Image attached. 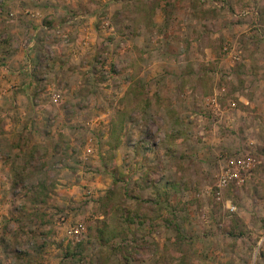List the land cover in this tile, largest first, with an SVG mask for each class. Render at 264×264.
<instances>
[{
  "label": "rangeland",
  "instance_id": "obj_1",
  "mask_svg": "<svg viewBox=\"0 0 264 264\" xmlns=\"http://www.w3.org/2000/svg\"><path fill=\"white\" fill-rule=\"evenodd\" d=\"M0 102V264H264V0H0Z\"/></svg>",
  "mask_w": 264,
  "mask_h": 264
},
{
  "label": "built area",
  "instance_id": "obj_2",
  "mask_svg": "<svg viewBox=\"0 0 264 264\" xmlns=\"http://www.w3.org/2000/svg\"><path fill=\"white\" fill-rule=\"evenodd\" d=\"M84 18H85L84 15L73 14L71 16L70 22L81 21ZM235 105L236 104L233 102L230 104V107H235ZM254 167H255L254 159L250 157L249 154H246L244 156L241 155L236 159H228L225 162V165L222 168L221 173L219 175L217 187L221 189L222 187H225L229 184H234V182H237L239 177L250 175L251 174L250 171L253 170ZM227 207L230 212L235 211L234 206L227 205ZM74 232L78 233V230L75 229Z\"/></svg>",
  "mask_w": 264,
  "mask_h": 264
},
{
  "label": "crops",
  "instance_id": "obj_3",
  "mask_svg": "<svg viewBox=\"0 0 264 264\" xmlns=\"http://www.w3.org/2000/svg\"><path fill=\"white\" fill-rule=\"evenodd\" d=\"M17 79V78H16ZM8 80V79H6ZM19 81V79H18ZM21 81H22V86H20V84H18L19 86V90L17 91H14V92H8L7 90L4 91L5 92V104H3L4 106H6V109L5 111L7 112L5 114V116L7 115V119H9V117H11L10 113H9V110H11L12 108L10 106L14 105L13 107H16L15 111L17 110V114L16 116L17 117V121L18 122H22V120H25L26 116L28 115V110L29 108H25V102L28 101L29 98H31V96L33 95V84H31V79L30 78H27L25 79L24 78H21ZM259 82L255 81V84H258ZM1 103V102H0ZM8 110V111H7ZM35 110V109H34ZM30 111V110H29ZM14 113V112H13ZM36 111H34L32 114L33 115H36ZM20 122V123H21ZM26 125V124H25ZM14 128V127H13Z\"/></svg>",
  "mask_w": 264,
  "mask_h": 264
},
{
  "label": "trees",
  "instance_id": "obj_4",
  "mask_svg": "<svg viewBox=\"0 0 264 264\" xmlns=\"http://www.w3.org/2000/svg\"><path fill=\"white\" fill-rule=\"evenodd\" d=\"M113 134H114V132H113Z\"/></svg>",
  "mask_w": 264,
  "mask_h": 264
}]
</instances>
